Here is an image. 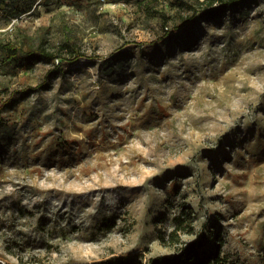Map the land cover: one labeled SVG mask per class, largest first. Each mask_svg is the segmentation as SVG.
Wrapping results in <instances>:
<instances>
[{"label":"rangeland","instance_id":"rangeland-1","mask_svg":"<svg viewBox=\"0 0 264 264\" xmlns=\"http://www.w3.org/2000/svg\"><path fill=\"white\" fill-rule=\"evenodd\" d=\"M177 1L0 13L1 41L69 37L83 53L63 51L38 89L58 61L9 71L0 57V104L15 103L0 119L7 264H182L193 243L264 264V0L174 28Z\"/></svg>","mask_w":264,"mask_h":264},{"label":"trees","instance_id":"trees-1","mask_svg":"<svg viewBox=\"0 0 264 264\" xmlns=\"http://www.w3.org/2000/svg\"><path fill=\"white\" fill-rule=\"evenodd\" d=\"M47 0L44 1V3ZM49 1V0H48ZM37 0H0V13H2L5 17L9 18H20L24 15V13L32 10ZM178 5L180 6L179 10H185L186 15L184 16L185 20L181 23L174 24V28H180L184 24L193 20L199 14L204 15V17H216L222 15L229 8L239 5V3L247 2V0H193V2H189V0H178ZM151 9L157 11V13L164 18V23H168L171 21V17L163 10H160L158 7L154 8L153 5L150 6ZM22 40L19 41L15 39H9L8 41L0 40V57L1 64L4 66L6 70H16L17 68H30L35 65L37 62H49L55 64V62L60 58L64 60L63 51H67L70 54H75L76 57L83 56V53L78 52L76 47L74 48L75 41L70 39L69 37L64 41L57 49H50L46 46L47 40L42 38V42L37 46L25 47L23 46L26 42L27 34L21 33ZM57 62L54 65L53 69L49 70V73L46 76V79L43 83L38 84L36 87H32L31 89H38L39 87H43L46 85L49 77L59 72L60 64ZM30 89V88H29ZM17 99H15L16 101ZM14 98H11L9 101L1 102L0 104V119L2 118V113L5 108L11 105H14ZM17 102V101H16ZM3 125V122L0 120V127ZM196 244H191L190 246L184 247L186 250H189L190 259L186 263L182 264H228L226 256L222 255V250L218 248L219 244H215V249H211L209 251L199 250L200 246H195ZM187 256V255H186ZM192 256V257H191ZM183 260V259H181ZM180 260V261H181ZM108 264H117V262H113L112 259L106 260ZM123 261V260H122ZM191 261H194L191 263ZM167 262H171L173 264L178 263V258H170L169 256L163 255L158 256L152 260L150 264H166ZM0 264H7L3 259L0 258Z\"/></svg>","mask_w":264,"mask_h":264},{"label":"built area","instance_id":"built-area-1","mask_svg":"<svg viewBox=\"0 0 264 264\" xmlns=\"http://www.w3.org/2000/svg\"><path fill=\"white\" fill-rule=\"evenodd\" d=\"M44 1H45V0H37V2H36V4L34 5V7H35L37 4H39V5L44 4ZM57 61L59 62V59H58Z\"/></svg>","mask_w":264,"mask_h":264}]
</instances>
